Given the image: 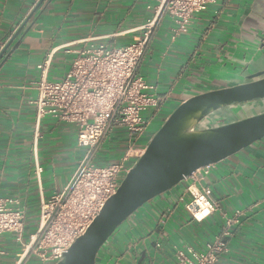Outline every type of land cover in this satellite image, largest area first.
I'll return each mask as SVG.
<instances>
[{"label": "crops", "instance_id": "0c3cea01", "mask_svg": "<svg viewBox=\"0 0 264 264\" xmlns=\"http://www.w3.org/2000/svg\"><path fill=\"white\" fill-rule=\"evenodd\" d=\"M38 1L0 0V49ZM157 4L43 0L0 58L16 44L0 66V195L17 199L24 209L23 241L36 230L41 201L64 188L83 155L72 124L51 116L36 123L37 65L52 53L49 75L61 78L85 41L95 38L117 46L131 42ZM172 25L162 12L136 69L162 97L153 131L184 98L264 69V0H217L193 16L187 32L173 36ZM105 144L95 153L103 164L119 156L112 144L103 151ZM197 175L198 184L208 185L218 202L214 212L200 222L192 220L184 211L186 197L171 189L127 217L99 250L96 264H137L129 260L133 251L138 259L143 257L140 239L147 235L161 243L157 248L148 240L156 261L170 264L175 246L204 250L238 208L245 212L232 224L220 260L264 264V138ZM131 243L136 246L127 251ZM21 250L14 233L3 234L0 264H40L33 255L19 262Z\"/></svg>", "mask_w": 264, "mask_h": 264}, {"label": "built area", "instance_id": "2783aa9c", "mask_svg": "<svg viewBox=\"0 0 264 264\" xmlns=\"http://www.w3.org/2000/svg\"><path fill=\"white\" fill-rule=\"evenodd\" d=\"M154 15L140 27L141 33L124 45H110L95 38L76 49L69 68L61 78L50 77L52 53L37 65L35 81L36 123L51 116L72 124L76 145L83 155L64 188L41 201L37 227L29 241H23L25 211L15 198L0 195V240L5 233H14L21 242L19 262L33 255L40 264H54L69 245L81 235L97 215L105 200L115 192L130 166L144 150L155 130L162 97L136 71L145 55L160 14L172 21L173 36L185 33L196 13L206 11L217 0H157ZM169 115V114H168ZM160 118V124L168 116ZM110 141L119 156L108 162L95 160L102 144ZM203 166L190 175L185 192L184 211L200 222L218 208L211 188L198 184ZM250 207H248L249 209ZM235 209L204 250L175 246L170 264H223L220 255L228 249L226 237L233 223L244 214ZM150 235L140 239L143 257L133 251L129 261L137 264H160L150 253L148 240L160 247ZM136 246L129 244L131 251ZM102 249V248H101ZM22 254V255H21Z\"/></svg>", "mask_w": 264, "mask_h": 264}, {"label": "water", "instance_id": "95a60500", "mask_svg": "<svg viewBox=\"0 0 264 264\" xmlns=\"http://www.w3.org/2000/svg\"><path fill=\"white\" fill-rule=\"evenodd\" d=\"M42 1L36 3L1 47L0 58ZM15 46L0 61V66ZM262 138L264 69L251 72L234 83L184 98L154 132L84 232L54 264H96L99 250L119 225L145 203L164 196L171 189L183 195L190 175Z\"/></svg>", "mask_w": 264, "mask_h": 264}, {"label": "rangeland", "instance_id": "374dc122", "mask_svg": "<svg viewBox=\"0 0 264 264\" xmlns=\"http://www.w3.org/2000/svg\"><path fill=\"white\" fill-rule=\"evenodd\" d=\"M235 113H238V112H235ZM161 125V124H160ZM160 125L156 128V130L160 127ZM155 130V131H156ZM110 141H108V142H106V144H105V146L103 147L104 149H103V151H106L107 150V147L109 146L110 147ZM112 146V145H111ZM109 149V148H108ZM116 232V231H115ZM113 235H115V233L113 234ZM112 235V236H113Z\"/></svg>", "mask_w": 264, "mask_h": 264}]
</instances>
